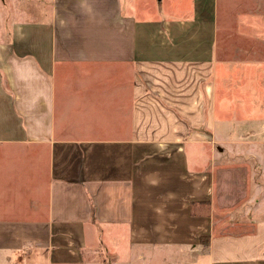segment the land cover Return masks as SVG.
Listing matches in <instances>:
<instances>
[{"label": "crops", "instance_id": "0c3cea01", "mask_svg": "<svg viewBox=\"0 0 264 264\" xmlns=\"http://www.w3.org/2000/svg\"><path fill=\"white\" fill-rule=\"evenodd\" d=\"M10 2L0 264H91L121 231V264H264L262 187L210 139L228 68L264 67L236 43L264 45V0Z\"/></svg>", "mask_w": 264, "mask_h": 264}, {"label": "rangeland", "instance_id": "374dc122", "mask_svg": "<svg viewBox=\"0 0 264 264\" xmlns=\"http://www.w3.org/2000/svg\"><path fill=\"white\" fill-rule=\"evenodd\" d=\"M8 3L9 0L7 5L0 2V16L3 15V20L0 19V24L3 29L10 27L11 19L16 17V14H13L11 2L10 4ZM240 5L243 7L247 6L245 3ZM1 7L3 14L1 13ZM241 9L242 7L239 8L240 11ZM246 10L248 11V9ZM22 14H18L19 19L23 17ZM226 20V13L222 10L220 14V45L227 31ZM244 27L247 26L239 27L240 33L246 30ZM236 43L244 50H255L256 53L252 54V57L254 56V58L261 61V65H264L263 44V46H260L251 42L245 43L242 40H238ZM251 47L253 48L251 49ZM249 56L250 54L241 53L239 57L244 60L252 59L251 57L248 58ZM216 78L219 80L218 74ZM226 78L228 83L225 86L226 100L222 96L224 85H216V88L220 90L219 97L221 99L216 103V131L211 134L216 139L212 137L210 139L214 140L215 145H220L224 149L216 150V156H225V162L229 166H235V164L243 166L250 172L252 183L258 179V183L262 187L259 201L260 205H262V210H264V67L261 66L253 70L228 68ZM235 82L237 85L234 84ZM250 200L239 204L234 210H230L233 213L232 218L243 219L245 217V209L250 204ZM108 243H103L100 250H98L97 258H94L91 264L104 262L109 264L111 260L114 263L121 264V262H125L128 259L131 252L128 251L129 243L124 232L121 231L115 235L113 240H108ZM131 254L133 255V253Z\"/></svg>", "mask_w": 264, "mask_h": 264}, {"label": "trees", "instance_id": "16d2710c", "mask_svg": "<svg viewBox=\"0 0 264 264\" xmlns=\"http://www.w3.org/2000/svg\"><path fill=\"white\" fill-rule=\"evenodd\" d=\"M208 240H209L208 237H203L201 239V242H202V244L206 245L208 243Z\"/></svg>", "mask_w": 264, "mask_h": 264}]
</instances>
